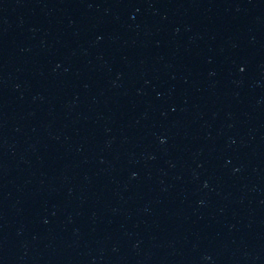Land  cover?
Returning a JSON list of instances; mask_svg holds the SVG:
<instances>
[{
    "label": "water",
    "instance_id": "obj_1",
    "mask_svg": "<svg viewBox=\"0 0 264 264\" xmlns=\"http://www.w3.org/2000/svg\"><path fill=\"white\" fill-rule=\"evenodd\" d=\"M0 264H264V0H0Z\"/></svg>",
    "mask_w": 264,
    "mask_h": 264
}]
</instances>
